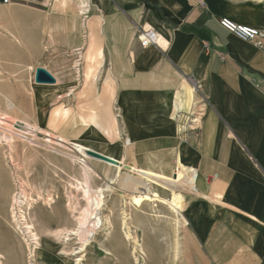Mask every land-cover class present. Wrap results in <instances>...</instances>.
<instances>
[{
	"label": "crops",
	"instance_id": "crops-1",
	"mask_svg": "<svg viewBox=\"0 0 264 264\" xmlns=\"http://www.w3.org/2000/svg\"><path fill=\"white\" fill-rule=\"evenodd\" d=\"M64 1L35 26L52 50L63 40L80 53L97 45L100 64L103 57L116 60L122 82L112 101L114 117L102 121L109 133L121 119L123 147L109 151L164 175L173 174L180 158L194 174L191 194L199 199L190 202L188 215L208 260L192 264H264V50L218 21L227 17L264 29V0H77L79 13H90L92 36L76 33L68 43L71 10ZM11 11L18 23L17 11ZM70 27L77 31V20ZM0 28L7 36L0 42L9 54L17 52L16 31ZM142 28L154 29L166 46L142 47L136 37ZM109 71L105 76L112 75ZM191 81L199 86L198 100ZM35 99H42V123L49 126V96ZM195 115L200 119L193 126ZM179 116L188 122L183 132L176 126ZM55 135L72 148L95 147ZM127 139L132 143L126 145Z\"/></svg>",
	"mask_w": 264,
	"mask_h": 264
},
{
	"label": "rangeland",
	"instance_id": "rangeland-1",
	"mask_svg": "<svg viewBox=\"0 0 264 264\" xmlns=\"http://www.w3.org/2000/svg\"><path fill=\"white\" fill-rule=\"evenodd\" d=\"M60 1L17 0L13 2L15 4L0 6V26L5 25L10 31L14 29L16 33L12 32L21 43L17 52L9 54L7 46L0 42V111L8 120L27 121L30 126L34 120L42 121L44 104L42 99H35L37 94L49 96L45 111L50 110L49 126L44 125L45 134L25 130L22 138L15 137L13 164L16 169L11 163L10 166L5 165L0 150V254L4 264H27L28 259L25 242L19 232L11 229L12 223L7 211L9 204L5 190L9 186L11 191L16 189L11 177L17 173L24 181L22 185L28 196L36 199L39 193L43 198L50 195L56 200L51 208L37 201L30 209H24L27 217L29 214L34 220L42 237L41 231L46 227H74V221L65 211V201L69 193L77 196L80 205L84 207L87 203L84 186L95 189L96 186H104L107 180L105 170L99 164L96 169L100 175L96 174L91 181L85 180L83 169L72 161L78 160L80 153L60 142L55 134L94 144L98 151L103 150L104 153L118 150L123 145L121 119L117 120L118 124L109 133L104 131L106 123L102 121L105 115L109 119L114 117L112 101L122 82V77L117 73L116 60L104 62L103 57L102 64L105 66H102L101 53H98L101 46L87 45L90 50L80 53L69 48L65 40L57 43V48L52 50L35 26V21L43 19L46 12L52 8L59 9L62 5ZM79 5L81 2L77 0L64 1L63 7L71 10L66 12L67 43L69 37L73 38L76 33L79 36H92L89 29L90 13L81 15ZM11 9L17 11L16 14L23 22L18 20V23H13ZM73 19L77 20L78 29L71 33ZM4 37L7 36L0 28V39ZM75 60H78L77 67L74 65ZM36 67L54 72L58 77L57 84L35 83ZM106 70H110L112 75L105 76ZM126 76L128 77L127 74L124 77ZM194 92L196 100L200 99L196 90ZM3 94L10 97L20 108H6L2 103ZM18 133L20 132L16 131V135ZM176 170L177 166L174 172ZM148 171L167 177L174 176V172L172 175H164L153 170ZM108 175L113 173L108 172ZM141 182L138 189L128 188L119 180L113 182L111 188H105L101 194L103 199L98 211L100 213H96L95 219L92 217L87 222L82 221V226L88 230L69 236L68 241L48 236L55 245L54 253L51 252L45 261L36 259L35 254L33 264H192L203 260V257L208 260L188 215L190 202L199 199V196L186 190L175 192L181 212L180 224L174 226L173 220L169 218L171 212L162 201L171 196V190L157 183L145 180ZM107 216L115 229L108 225ZM123 216L127 225L119 228ZM128 230L130 239H126L123 234V231ZM141 245L145 252L140 249Z\"/></svg>",
	"mask_w": 264,
	"mask_h": 264
},
{
	"label": "bare ground",
	"instance_id": "bare-ground-1",
	"mask_svg": "<svg viewBox=\"0 0 264 264\" xmlns=\"http://www.w3.org/2000/svg\"><path fill=\"white\" fill-rule=\"evenodd\" d=\"M50 1L51 0H45V2ZM9 4L15 3L12 2ZM9 4H4L0 2V6L2 7H6ZM158 38V43L161 44V46H166L167 43L165 42L163 37L159 35ZM18 41L20 42L19 39ZM2 103L6 108H20L18 107V104L14 103V101L7 95L3 96ZM199 119L200 118L197 116L193 118L191 122L194 125L198 122ZM187 123L188 122H186L185 117L179 116L176 125L177 129L180 132L185 131L188 128ZM4 124L6 125L4 126ZM10 127H12V129ZM25 130H31L36 134H45V127L44 125H42V121L34 120L33 125L30 126L27 121L8 120L4 116L3 112L0 111V150L3 153L2 160H4L5 165L10 166L11 163V165L14 166V168L16 169V166L13 164L15 137L22 138V132H24ZM16 131L20 133L16 135ZM131 143L132 142L128 139L125 142L126 145H129ZM74 148L80 153L81 157H78V160L72 159V161L83 169L85 180L91 181L96 176V174L100 175V173L96 169L97 164L101 165L104 168V174L107 178L106 183H104V186H96L95 189L87 185L84 186V195L87 198V203L84 207L80 205L77 196L73 195L72 193H69L67 195V199L65 201V211L68 213L69 217L74 221V227H60L56 229L46 227L45 230L41 231V234H43V236L41 237L39 232L37 231V228L35 227L34 220L29 217V214L27 217V213L24 212V209H30L33 204L37 203V201H41L45 206H49L51 208L52 204H56V200L54 199V197L49 195L47 198H43L39 193L37 194L36 199L31 196H28L22 185L24 181L19 178L17 173L13 177H11V182H15L16 184V189L11 191V186H9V188L5 190V194L8 197L9 205L7 211L12 223L11 229L19 232L18 234L21 235V239L25 242L28 254L26 255L28 258L27 264H33L35 254L36 259L39 258L45 261L48 260L47 258L49 254H51V252L54 253L55 245L51 243V240L48 236L55 237L57 240L60 238H64L66 241H68L70 239L69 236L78 235L81 231L88 230L85 226H82V221L87 222L92 217L93 219L96 218L95 215H97L96 213H100L98 211L102 206L101 203L103 198L101 194L104 192L105 188H111V184L113 182H116L117 180L121 181L122 184L128 188L138 189L141 187V180H145L146 182L149 181L152 183H157L165 188L170 189L171 196L169 198L163 199L162 201L171 212L169 218L173 220V225L179 226V214L181 212V205L177 200L175 192L179 190L194 192V174L191 170L186 168L181 163L180 158L177 162V170L176 172H174V176L167 177L161 174H156L154 172L145 170L137 166L131 158L120 155L114 151H107L104 153V151L102 150V152H100L97 150V148L87 144L75 145ZM89 151L111 158L117 163L113 164L93 155H90L88 153ZM108 172L113 173V175H108ZM136 197L140 198L139 195H136ZM121 219L122 221L121 223H119V228L121 225H127L125 217L123 216L121 217ZM106 220L108 225L115 229L113 222L108 216L106 217ZM36 221L38 222V219H36ZM123 234L126 239H130L131 234L129 230L123 231ZM133 238L135 239V237ZM140 249L142 250V252H145L143 245H141ZM1 259L2 255L0 254V264H4Z\"/></svg>",
	"mask_w": 264,
	"mask_h": 264
},
{
	"label": "built area",
	"instance_id": "built-area-1",
	"mask_svg": "<svg viewBox=\"0 0 264 264\" xmlns=\"http://www.w3.org/2000/svg\"><path fill=\"white\" fill-rule=\"evenodd\" d=\"M17 0H2L1 3L9 4ZM219 24L237 38L252 43L257 48L264 50V29L256 28L246 24H239L227 17L218 19ZM137 40L142 47L149 45H158V34L152 29H142L138 32ZM193 89L197 90L199 86L192 82Z\"/></svg>",
	"mask_w": 264,
	"mask_h": 264
},
{
	"label": "water",
	"instance_id": "water-1",
	"mask_svg": "<svg viewBox=\"0 0 264 264\" xmlns=\"http://www.w3.org/2000/svg\"><path fill=\"white\" fill-rule=\"evenodd\" d=\"M2 0H0L1 2ZM34 82L37 84H54L56 82V78L45 68L43 67H36L34 72ZM90 155H93L95 157H98L102 160H105L107 162L116 164L117 162L111 158H108L106 156H103L101 154H97L95 152H88Z\"/></svg>",
	"mask_w": 264,
	"mask_h": 264
}]
</instances>
